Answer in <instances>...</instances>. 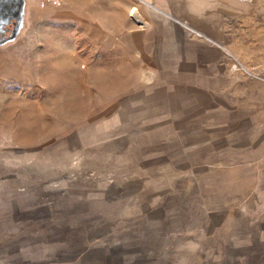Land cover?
<instances>
[{
    "label": "rangeland",
    "instance_id": "obj_1",
    "mask_svg": "<svg viewBox=\"0 0 264 264\" xmlns=\"http://www.w3.org/2000/svg\"><path fill=\"white\" fill-rule=\"evenodd\" d=\"M115 3L0 0V264H264L263 114L193 96Z\"/></svg>",
    "mask_w": 264,
    "mask_h": 264
},
{
    "label": "crops",
    "instance_id": "obj_2",
    "mask_svg": "<svg viewBox=\"0 0 264 264\" xmlns=\"http://www.w3.org/2000/svg\"><path fill=\"white\" fill-rule=\"evenodd\" d=\"M81 1L86 0H59L52 4L61 7H41L37 0H21L20 16L33 12L37 16L44 9H65L69 16L67 9L79 7ZM111 1L119 23L122 8L114 2L125 0ZM140 1L159 13L152 16L163 23L159 30L165 39L160 45L169 57L166 65L177 66V80L191 82L183 86L192 87L193 96L218 98L213 103L216 110L225 106L232 112L240 105L239 111L245 114L250 110L261 112L262 124L257 128L264 130V0ZM131 8L133 13L136 9ZM69 17L75 18L72 14Z\"/></svg>",
    "mask_w": 264,
    "mask_h": 264
},
{
    "label": "built area",
    "instance_id": "obj_3",
    "mask_svg": "<svg viewBox=\"0 0 264 264\" xmlns=\"http://www.w3.org/2000/svg\"><path fill=\"white\" fill-rule=\"evenodd\" d=\"M40 4L44 3H58V0H37Z\"/></svg>",
    "mask_w": 264,
    "mask_h": 264
},
{
    "label": "bare ground",
    "instance_id": "obj_4",
    "mask_svg": "<svg viewBox=\"0 0 264 264\" xmlns=\"http://www.w3.org/2000/svg\"><path fill=\"white\" fill-rule=\"evenodd\" d=\"M134 13H136V10H134Z\"/></svg>",
    "mask_w": 264,
    "mask_h": 264
}]
</instances>
